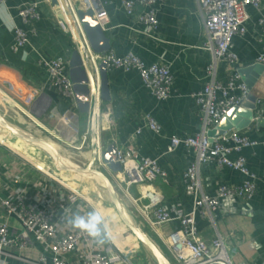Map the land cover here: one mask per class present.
<instances>
[{"label":"crops","instance_id":"crops-1","mask_svg":"<svg viewBox=\"0 0 264 264\" xmlns=\"http://www.w3.org/2000/svg\"><path fill=\"white\" fill-rule=\"evenodd\" d=\"M27 1L36 2L38 17L30 22H22L17 15V6ZM120 1L102 0L107 16L102 29L108 37L110 49L116 55L131 51L146 64H166L172 76L170 95L163 99L155 98L134 70L124 71L107 64L105 72L109 99L97 102L98 140L102 147L113 142L116 148L122 150L130 142L137 156L154 158L164 170V177L155 178L152 185L162 193L164 205L169 208L177 204L186 211L190 208V196L184 192L182 172L192 160L193 152L182 144L171 151H166L165 146L169 135H192L200 128L201 112L189 92L202 89L208 79L206 65L210 60V51L206 47L202 17L196 0H163L155 4L157 23L151 36L141 30L142 24L137 19V13L143 6L135 3L132 12L126 13ZM54 2L4 0L0 4V105L10 111L15 122H23L29 130L47 134L71 149L62 140L70 133L69 129L54 116L48 115L50 111H63L70 100L49 83L46 70L39 63L40 57L53 56H61L67 63L75 47L68 30L56 23L59 13ZM244 10L247 14L244 30L234 33L228 45V49L235 54V60L232 63L219 60L215 78L225 86L230 68L263 64L248 92L258 97L256 106L264 112V32L258 23V18L264 17V0H258L257 6L247 3ZM11 23L20 26L27 35L28 42L16 50L11 49ZM258 54L263 56V62L256 60ZM241 77L244 81V77ZM230 94L242 95L238 88L227 89L226 95ZM217 96H221L219 91ZM75 112V122L80 132L88 128V114L79 112L76 107ZM146 115L158 124L156 131L149 127ZM136 128L138 132L134 133ZM240 130L248 137L260 140L264 136V120L261 117L251 118ZM15 138L7 133L4 142H0L1 185L21 190L24 196L39 204L61 191V187L55 181L57 179L46 174L43 158L47 153L34 144ZM240 153L254 176V192L249 198L221 197L214 211V223L230 247L232 264H264V146L254 143L243 147ZM229 155L232 156L233 152ZM36 164L42 166L43 170L36 169ZM101 170L113 183L119 180V174L107 167ZM244 177L241 172L217 166L212 160L204 162L199 168L201 187L208 194H215L218 183L239 182ZM136 193V186L131 185L129 194ZM89 196L94 202L84 196L87 202L93 208L101 207L104 215L108 216L105 208L109 211V207H106L108 203L105 198L91 189ZM123 198L128 202L126 196ZM71 216H62V221L67 222ZM3 219L0 217V220ZM6 223L11 232L20 233L15 215L7 216ZM176 224V220L172 219L160 226L158 231L166 232ZM195 224L198 235L208 243L214 233L209 221L196 213ZM151 232L159 242L158 236ZM22 237L21 248H10L20 258L8 256L6 264H30L29 261L39 254L49 255L32 232L27 231ZM143 260L146 263V259Z\"/></svg>","mask_w":264,"mask_h":264},{"label":"built area","instance_id":"built-area-1","mask_svg":"<svg viewBox=\"0 0 264 264\" xmlns=\"http://www.w3.org/2000/svg\"><path fill=\"white\" fill-rule=\"evenodd\" d=\"M4 0H0L3 4ZM163 0H121L120 4L126 13H131L133 5L140 4L143 9L137 13V19L142 24L141 30L149 35L156 26L155 4ZM72 13L73 25L83 45L89 52L91 62L95 68L96 62L104 59L106 65L120 68L124 71L134 70L141 83L155 98L163 99L170 95L171 73L166 64L150 62L144 63L136 54L126 51L116 55L109 48L103 53L91 52L86 36L78 21L74 8L90 9L92 16L103 28L107 16L102 6V0H66ZM202 17V26L206 34V47L210 51V60L206 65L208 79L200 90L189 92L195 100L201 112L200 128L192 135L178 136L171 134L165 146L166 151L173 150L182 144L191 148L193 158L182 172L183 189L190 196L189 210H182L180 206L171 205L169 208L163 203L162 193L152 185L157 177H164V170L160 168L154 158L149 156H137L132 144L129 142L126 149L114 147L112 154L120 165L119 180L114 183L121 196H126V204L132 206L131 213L139 225L147 227L158 236L159 244L165 249L172 259L173 264H232L230 247L224 242L222 234L216 229L214 223V211L221 197L249 198L255 189L254 176L246 167L244 156L240 150L248 145L260 143L264 146V136L260 139L248 137L243 131L233 126L222 129L213 135V131L219 119L227 109L238 104L240 95H226L227 89L238 88L241 94L245 93V83L237 68L228 70L225 86L215 78L217 62L223 60L232 63L235 54L228 49L231 36L236 32H243L244 21L247 14L244 5H258V0H196ZM54 6L58 11L56 23L64 30H68L71 40L75 43V35L72 31L69 19L60 0H55ZM17 15L22 22H30L38 17L35 1H27L18 4ZM261 31L264 32V17L258 18ZM13 32L11 49L23 47L27 41L25 30L15 23L10 24ZM75 48V47H74ZM256 60L263 62V56L258 54ZM39 63L44 67L49 83L59 94L69 98V105L61 112H49L57 121L65 125L70 133L63 138L64 143L72 149H88V129L78 130L76 125V101L74 99L72 82L67 74V63L61 56L39 58ZM221 96H217V92ZM255 96L251 118L261 117L264 120L263 109L256 106ZM98 102V99H96ZM98 112V111H97ZM250 118V119H251ZM147 123L153 130L158 129V124L147 116ZM211 131V132H210ZM138 132V128L134 133ZM78 135V138H77ZM132 138V137H131ZM131 141V139H130ZM0 142H4L0 137ZM97 147L96 167H106L99 156ZM233 152V155L229 154ZM212 160L217 166L229 167L241 172L245 177L239 182L218 183L215 194L203 191L199 168L201 164ZM83 166L85 165L82 164ZM36 169L43 168L36 164ZM49 177V176H48ZM60 185L58 193L52 194L45 201L36 203L34 199L24 196L21 190L9 185H1L0 182V264H6L8 256L20 258L10 248L23 245L22 234L30 231L33 237L40 241L49 255L39 254L29 261L30 264H143L144 255L139 249V244L133 235L121 223L108 220L106 227L111 234V240L104 244H97L86 232L73 228L62 221V216L79 213L85 215L93 208L84 195L76 189H66ZM131 185L136 186L137 193L129 194ZM5 191V193H3ZM128 194V195H127ZM204 217L214 229L210 241L205 242L197 233L195 214ZM15 215L19 223V232L9 230L6 217ZM176 220L175 227L166 232L158 231L160 226L170 220ZM120 225L119 230L116 226ZM118 231L116 241L112 230ZM158 245V244H157Z\"/></svg>","mask_w":264,"mask_h":264},{"label":"water","instance_id":"water-1","mask_svg":"<svg viewBox=\"0 0 264 264\" xmlns=\"http://www.w3.org/2000/svg\"><path fill=\"white\" fill-rule=\"evenodd\" d=\"M54 1V0H52ZM64 11L71 24L72 31L75 35L76 46L72 49L67 60V74L72 82V90L74 99L76 101V108L81 113L88 114V152L89 156L84 166H78V169L71 170L62 159L61 154L58 151L57 146L50 140L47 142L40 135L27 132L21 128H18L3 118L0 110V124L7 130V132L20 140L29 142L38 147V142H45L51 149V153L43 149L47 155L56 160L59 166L65 172H73L74 177H83L86 174H90L99 184L100 189L103 192V197L107 200V203L114 211L117 220L121 222L123 226L134 236L139 246L149 255L155 264H173L170 258L160 249L156 242L150 237V235L139 225L134 218L126 202L121 194L115 188L114 183L110 178L100 169L96 167L97 147L99 145L97 134V100H108L109 92L107 86L106 77V61L104 59L96 62L94 68L88 50L83 45L75 27L73 25L72 13L68 7L66 0H60ZM75 15L78 21L81 23L82 30L86 36L89 48L91 52H100L110 48L108 37L105 35L103 29L97 22L96 18L92 16L90 9H82L79 6L74 8ZM263 64L253 63L244 67H240L238 70L244 77L245 90L242 94L238 104L230 106L226 113L219 119L213 135L220 132L222 129L228 127L242 128L246 126L251 118V108L253 107V101L255 96L248 92L249 86L252 85L255 80V75L261 72ZM251 72V74H248ZM250 106V107H248ZM49 140V139H48ZM114 143L108 142L99 149V156L105 166L113 172L120 170V165L114 160L112 154L114 152Z\"/></svg>","mask_w":264,"mask_h":264},{"label":"rangeland","instance_id":"rangeland-1","mask_svg":"<svg viewBox=\"0 0 264 264\" xmlns=\"http://www.w3.org/2000/svg\"><path fill=\"white\" fill-rule=\"evenodd\" d=\"M5 99V98H4ZM0 110H1V113H2V116H3V118H5L6 119V121H8L10 124H12V125H14V126H16V127H18V128H21V129H23V130H25V131H27V132H31V133H35V134H37V135H40V136H42V137H45L44 139H46L47 140V142H50V140L57 146V148H58V151H59V153H61V155H62V158L64 159H68V161H70L72 164H75V166L76 167H74V168H70L69 167V169H71V170H75V169H78V166L80 167V166H83L82 164H84V163H86L87 162V154H88V150H87V147L85 146V147H83L81 150H77L76 151V149H68L67 147H64L58 140H56L55 138H53V137H51V136H49V135H47V134H44V133H42V132H38V131H34V130H29L28 128H26V127H28L27 126V124H25V123H17V122H15L13 119H12V116H11V113H10V111L7 109V108H4L3 107V105H0ZM8 110V111H7ZM1 125V124H0ZM26 125V126H25ZM2 126V125H1ZM0 134H4V135H7V132H5V131H0ZM49 139V140H48ZM51 143V142H50ZM44 161H45V164H46V166L44 167L45 168V170H46V174H47V176H49V177H51V178H55V179H57V180H55L57 183H59V184H61V185H63L66 189H76L80 194H82L83 193V191H86L87 190V188H89V190H90V187H91V184L93 185L94 183L91 181V183L89 182V185H87V184H85L86 185V190H84V187H83V185L81 184V181H89V180H87V179H85V178H80V177H74V180H72L71 181V179H70V181L72 182V183H69V182H67L66 181V179H64V177H63V173H65V172H63L62 171V169H61V167L59 166V163L56 161V160H54L53 158H51L49 155H46L44 158ZM67 163V162H66ZM67 164H69V163H67ZM70 165V164H69ZM72 174H73V172H71ZM66 174V173H65ZM66 178V177H65ZM68 179V178H67ZM69 180V179H68ZM111 181H113V180H111ZM81 185H80V184ZM68 184V185H67ZM116 188V187H115ZM92 189V188H91ZM87 192V194H89V191H86ZM119 192V191H118ZM120 193V192H119ZM83 195V194H82ZM101 196H103V195H101ZM106 200V199H105ZM107 201V200H106ZM128 206V208L130 209V211H132L131 210V207L129 206V205H127ZM106 207H109V211H107L108 212V214L110 215V213L112 214V215H114L115 217H116V215L114 214V211L112 210V208L109 206V204H108V206H106ZM117 219V218H116ZM115 220V219H114ZM115 221H117V222H119V220H115ZM112 222H113V220H112ZM119 224H120V222H119ZM115 237V239H116V241H118V242H120L119 241V239H118V233L114 236ZM140 248H141V253L143 252L144 253V256H145V259H146V263L147 264H155L154 263V261L149 257V255L142 249V247L140 246ZM146 263H143V264H146ZM139 264H142V263H139Z\"/></svg>","mask_w":264,"mask_h":264},{"label":"clouds","instance_id":"clouds-1","mask_svg":"<svg viewBox=\"0 0 264 264\" xmlns=\"http://www.w3.org/2000/svg\"><path fill=\"white\" fill-rule=\"evenodd\" d=\"M67 224L73 228L86 232L97 244H104L111 240V234L106 227L104 216L93 209L85 215L72 214Z\"/></svg>","mask_w":264,"mask_h":264},{"label":"bare ground","instance_id":"bare-ground-1","mask_svg":"<svg viewBox=\"0 0 264 264\" xmlns=\"http://www.w3.org/2000/svg\"><path fill=\"white\" fill-rule=\"evenodd\" d=\"M0 130L1 131H5V132H7V130L3 127V126H1L0 125ZM8 133V132H7ZM46 140V139H45ZM47 141V140H46ZM38 145L40 146V147H42L43 149H45V150H47L48 152H50L51 153V149L49 148V146L45 143V142H38ZM61 154V153H60ZM89 156V152H88V154H87V157ZM61 159H62V161L66 164V165H68L71 169L72 168H74V167H76L75 166V164H72L70 161H68V159H63L62 158V156H61ZM69 163V164H67V163ZM42 167V166H41ZM43 168V167H42ZM76 170V169H75ZM62 171H63V169H62ZM63 172H65V171H63ZM66 173V174H65ZM65 173H63V177H64V179H66V181L67 182H69V183H72L71 181H70V179L71 178H74V175L71 173V171L70 172H65ZM66 177V178H65ZM69 180H68V179ZM81 178V177H80ZM82 178H85V179H87V180H89V181H81V184L83 185V187H84V190H86V185L85 184H87V185H89V182L91 183V181L94 183L93 185L91 184V187H90V189L91 190H93L95 193H97V195L99 194V195H103V192H102V190L100 189V187H99V184L97 183V181L98 182H100L99 180H95L94 179V177L92 176V175H90V174H86V175H84ZM91 180V181H90ZM80 184V183H79ZM80 184V185H81ZM68 185V184H67ZM86 191H89L90 192V190H89V188H87V190ZM86 191H84L86 194H87V192ZM87 195H89V194H87ZM85 196V195H84ZM104 196V195H103ZM98 211V210H97ZM104 218H106V217H104ZM108 220H110V219H108ZM116 229H117V227H116ZM116 233H117V231L114 229V230H112V234L115 236L116 235Z\"/></svg>","mask_w":264,"mask_h":264},{"label":"trees","instance_id":"trees-1","mask_svg":"<svg viewBox=\"0 0 264 264\" xmlns=\"http://www.w3.org/2000/svg\"><path fill=\"white\" fill-rule=\"evenodd\" d=\"M1 135V138H5L6 137V135H4V134H0ZM15 139H17V138H15ZM6 140V139H5ZM17 140H19V139H17ZM6 141H8V140H6ZM83 195H85V197H87L89 200H91L92 202H94V199L91 197V196H89V195H87L84 191H83V193H82ZM97 210L104 216V217H108L110 220H117L116 219V217L114 216V215H112L111 213H110V215L108 214V216H105L104 215V213H103V211H102V208L101 207H98L97 208ZM105 210L106 211H108V209H106L105 208ZM135 219H137V217H135ZM114 220V221H115ZM117 230H119V228H120V225H118L117 224ZM142 228L150 235V237L156 242V244H158V246L160 247V249L170 258V260L172 261V259H171V257L169 256V254L165 251V249L161 246V244H159V242L155 239V236H154V234L147 228V227H145V226H142ZM118 232V231H117ZM117 234V233H116ZM131 234V233H130ZM132 235V234H131ZM139 249H140V251H141V248H140V246H139ZM142 254L144 255V253L142 252ZM144 258H145V256H144ZM173 263V262H172Z\"/></svg>","mask_w":264,"mask_h":264}]
</instances>
